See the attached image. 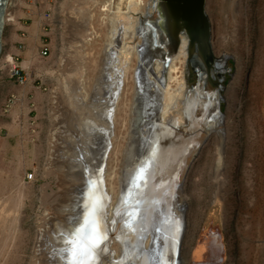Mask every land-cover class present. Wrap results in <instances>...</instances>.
<instances>
[{"label":"rangeland","instance_id":"1","mask_svg":"<svg viewBox=\"0 0 264 264\" xmlns=\"http://www.w3.org/2000/svg\"><path fill=\"white\" fill-rule=\"evenodd\" d=\"M105 1L21 0L9 9L19 22L35 24L43 11L50 13V20L39 22L38 48L24 63L33 76L30 84L16 86L26 99L19 97L4 112L7 96L0 97V118L12 111L24 112L33 118L35 129L26 136L30 140L27 151L18 156L13 144L7 143L6 133L0 131V263L7 259L4 264H71L74 258L84 259L85 251L86 264H108L109 256L116 263L120 259L117 238L112 237L108 247L103 237L89 252L76 234L84 201V193L78 194L77 188L84 177L91 179V174L98 176L101 171L105 194L110 177L119 187L120 171L123 174L127 161L131 163L140 152L147 130L141 122L147 116L149 98L142 56L139 53L134 60L133 77L123 81L115 77L103 46ZM238 1V7L228 0L205 2L213 53L229 55L227 65L232 70L226 74L220 104L227 131L224 146L215 132L204 135L186 171L176 208L180 211L184 204L187 227L180 257L186 258L185 264L193 263L198 238L210 230L216 232L222 247L217 264H264V0ZM15 24L10 20L3 30L0 92L8 74L4 58L9 52L4 42ZM43 39L49 45L46 56L39 54ZM117 89H121L119 101L110 115V100ZM217 108L213 105L209 113ZM132 112L136 113L133 120ZM108 137L111 145L104 151ZM100 148L104 155L98 159ZM219 155L222 160L217 168ZM83 165L88 172L79 175ZM27 172L34 173V180L22 184ZM177 193L172 197L177 198ZM113 234L118 235L117 229ZM60 252L68 255L64 262L57 259Z\"/></svg>","mask_w":264,"mask_h":264},{"label":"bare ground","instance_id":"2","mask_svg":"<svg viewBox=\"0 0 264 264\" xmlns=\"http://www.w3.org/2000/svg\"><path fill=\"white\" fill-rule=\"evenodd\" d=\"M20 1L0 0V54L4 26L10 20L17 22L18 16L11 14L9 9L14 7L15 2ZM228 1L236 7L239 6L238 0ZM105 4L107 29L103 46L108 53L107 58L110 59L115 77L122 81L133 77L134 60H137L139 53L142 56L144 85L149 98L145 103L147 116L141 122H144L147 130L140 152L131 162H136L137 165L131 167L132 164L127 161L123 174L120 171L119 187L109 176L105 194L101 171L98 176L91 174V179L84 177L86 179L78 186L77 192L84 193V201L83 217L77 221V236L87 235L84 241L87 248L97 244L103 237L110 247L112 237L117 238L121 249L118 255L120 259L116 263L113 256H109L108 264H127L129 261L130 264H185L186 258L180 257L185 236L183 233L185 234L187 227L185 215H182L184 204H181L180 211L176 209L180 206L183 192L180 184L184 180L188 165L202 144L204 135L210 130L211 133L215 132L220 138V146H224L227 131L221 119L223 112H217L218 91H209L204 85L205 76L198 64L194 65L197 72L196 83L188 86L187 35L185 32L178 33L177 41H173L169 35L170 29L163 26L157 0H106ZM10 59V54L4 58L6 61ZM120 90L117 89L115 96L111 97L110 115L115 112ZM213 105L217 109L212 115L209 112ZM135 114L132 112V120ZM210 114L214 116L211 122ZM110 139L108 137L105 140L107 148L104 151L109 150ZM99 143L103 145L102 141ZM104 151L100 148L98 159L104 155ZM221 160L219 155L216 160L217 168ZM85 162L87 166V161ZM85 166L80 169L79 175L88 172L84 169ZM104 173L108 176L107 172ZM173 192L178 194L174 202ZM93 207L97 209L95 223L86 225L85 221L91 217ZM85 227H89L90 234L85 233ZM116 229L118 235L115 237L113 231ZM219 247L222 248L214 230L203 233L194 247L192 264H209L210 259L214 261L210 264H217ZM65 256L68 257L67 254L57 253L60 262H64ZM81 256L85 258L76 260L88 263L86 251ZM4 261L7 259H3L0 264H4Z\"/></svg>","mask_w":264,"mask_h":264},{"label":"water","instance_id":"3","mask_svg":"<svg viewBox=\"0 0 264 264\" xmlns=\"http://www.w3.org/2000/svg\"><path fill=\"white\" fill-rule=\"evenodd\" d=\"M157 1L159 2V8L162 13L163 26L170 29L169 35H171L173 41H177L178 33L185 32L187 35L189 68L186 75L188 86L191 87L196 83L197 72L194 65H200L205 76L204 85L209 91L214 89L218 91L219 101L217 107L219 112L222 113L220 104L223 101L222 92L225 89L224 80L226 74L230 75L232 70L227 65V60L231 57L224 54L221 57H216L213 53L211 24L205 9L206 0ZM191 163L188 165L187 171ZM183 181L180 185H182Z\"/></svg>","mask_w":264,"mask_h":264},{"label":"crops","instance_id":"4","mask_svg":"<svg viewBox=\"0 0 264 264\" xmlns=\"http://www.w3.org/2000/svg\"><path fill=\"white\" fill-rule=\"evenodd\" d=\"M36 20L37 22L35 21V24L33 22L27 24L25 21H17V24H15V31H10L5 38L4 45L7 47L9 54L17 56L23 65H25L24 63H29V58L33 54L34 49L37 50L38 48L37 30L40 24H38L39 19L37 18ZM18 43H24L25 48H18ZM16 86L17 85H15L8 76H5L1 84L0 97L8 96L9 93L13 92L19 97L26 99V96H22L17 92L18 89ZM32 119L33 118L29 117L27 113L15 111L0 118V131L6 133L7 143L13 144L12 149L15 156H18L20 151H27L26 146L30 140L26 138V136L30 135V129L33 127V125H31ZM17 121H19V123H17Z\"/></svg>","mask_w":264,"mask_h":264},{"label":"built area","instance_id":"5","mask_svg":"<svg viewBox=\"0 0 264 264\" xmlns=\"http://www.w3.org/2000/svg\"><path fill=\"white\" fill-rule=\"evenodd\" d=\"M37 17L40 23H42V21L48 22L50 20V13L46 11L39 12ZM39 26H41V24ZM41 28L43 30L46 29L45 25H43V27ZM19 47L25 48V44L19 43ZM39 54L41 56H46L49 54V45L45 39L41 40L39 44ZM7 63H8L7 76L15 85L24 88L30 84L31 78L33 76H32L31 70L29 69L27 65H23L21 60L17 56H13V55H11V59L7 61ZM31 86L33 87L32 82H31ZM42 91L46 92L47 88L43 87ZM17 101H19V96L13 92L9 93V95L6 98V103H5L3 111L8 112L10 106ZM31 125H33V127L30 129V135H32V133L35 132L34 123L32 121H31ZM33 180H34V173L27 172L22 177V184L31 183Z\"/></svg>","mask_w":264,"mask_h":264},{"label":"snow or ice","instance_id":"6","mask_svg":"<svg viewBox=\"0 0 264 264\" xmlns=\"http://www.w3.org/2000/svg\"><path fill=\"white\" fill-rule=\"evenodd\" d=\"M96 211H97V209L95 207H93L91 217L85 221L86 225H92L95 223L94 216H95ZM84 231L86 234H90L89 227H85ZM76 234L78 235L79 233H76ZM86 239H87V235L81 237L82 242L85 241ZM95 246H96V244L94 243L90 247L86 248V250L91 252V248H94ZM71 264H82V262H78L74 258L73 261L71 262Z\"/></svg>","mask_w":264,"mask_h":264}]
</instances>
